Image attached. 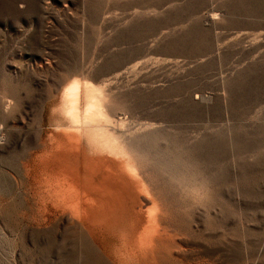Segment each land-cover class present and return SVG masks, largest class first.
Returning <instances> with one entry per match:
<instances>
[{
  "label": "rangeland",
  "instance_id": "obj_1",
  "mask_svg": "<svg viewBox=\"0 0 264 264\" xmlns=\"http://www.w3.org/2000/svg\"><path fill=\"white\" fill-rule=\"evenodd\" d=\"M75 78L106 84L120 118L158 126L189 149L213 176L217 217L208 225L230 236L236 263L256 262L264 0H0V264H96L78 243L56 238L50 200L48 216L43 209L41 163L47 172L57 166L53 138L68 125L59 98Z\"/></svg>",
  "mask_w": 264,
  "mask_h": 264
},
{
  "label": "bare ground",
  "instance_id": "obj_2",
  "mask_svg": "<svg viewBox=\"0 0 264 264\" xmlns=\"http://www.w3.org/2000/svg\"><path fill=\"white\" fill-rule=\"evenodd\" d=\"M105 86L75 78L59 98L68 125L53 138L57 166L47 172L48 160L41 163L43 209L47 215V200L53 203L56 238L78 243L96 264H238L230 236L219 237L207 223L217 217L212 174L206 177L189 149H179L158 126L120 118ZM263 248H255L253 264H262Z\"/></svg>",
  "mask_w": 264,
  "mask_h": 264
}]
</instances>
